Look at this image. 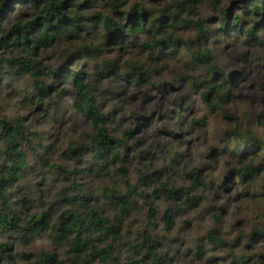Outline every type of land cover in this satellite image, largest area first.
<instances>
[{
	"label": "rangeland",
	"instance_id": "rangeland-1",
	"mask_svg": "<svg viewBox=\"0 0 264 264\" xmlns=\"http://www.w3.org/2000/svg\"><path fill=\"white\" fill-rule=\"evenodd\" d=\"M125 1L131 4L135 0ZM170 1L160 0L158 7ZM219 2L218 9L209 0H202L199 6L195 3L199 12L190 17L193 21L199 16L205 19L203 27L207 32L204 36L196 26H182L174 34L191 43L196 51L211 50L217 67L229 79L230 76L236 78L232 83L234 100L230 105L238 114L240 131L247 133L254 129L264 137V128L257 127L254 119L257 113L264 111V30L260 31L261 17H244L245 27L255 26L257 41L232 28L236 14H242L245 2ZM229 8L231 28L228 34H217L220 17ZM9 9L5 15L7 24L17 19L25 22L37 10L30 0L21 4L14 0L13 7ZM107 9L105 4L99 3L89 11ZM92 38L95 42L102 41L97 30H92ZM144 41L129 48L108 46L104 52L97 53L96 66L84 59L69 62L73 69L97 71L102 68L104 60H116L118 67H123L120 70L126 69L128 62L137 61L152 72V84H134L112 74L92 78L97 105L107 116L109 133L124 138L127 130H133L132 136L126 139L130 149L123 152L125 160L99 172L89 141L95 129L76 107L73 86L60 77H49L46 82L53 83L55 87L50 97L40 100L33 78L4 74L12 69L8 61L20 53L0 50V58L4 59L0 62V121L7 118L13 124L21 122L38 133V137H31L30 144L23 146L31 168L21 180L6 187L11 209L19 216L22 225L37 213H47L53 224L65 211L85 216L91 208L114 221L120 213V206L112 203L106 195L112 192L121 197L128 196L132 202L130 215L124 220L123 238L113 252L106 247L111 238L101 240L94 229L88 253L78 256L68 244L56 239L51 230H42L27 238L1 234L0 244L7 242L12 244V248L10 252L0 249V264H126L131 258L140 259L146 255L148 249L138 247L145 235L160 241L162 253H169L171 257L169 264H233L232 255L227 250H218L207 238V233L215 227L208 203L197 211L187 210L177 217L175 227L167 233L163 217L169 202L155 190L161 183L169 187L190 185L188 173L196 167L213 173L215 180L220 182V174L224 171L220 155L226 139L224 132L236 124L212 114L201 92L188 80L194 66L186 48L164 49L170 52L166 60H151ZM75 46L72 42L59 41L43 55L40 53L43 57L41 67L45 70L60 67L67 60L66 51ZM198 71L196 74L203 79L202 70ZM62 88L65 92L58 95L57 91ZM186 100L191 101V106L179 112L180 107H185ZM199 119H204L206 125L199 124ZM173 131L176 134H172ZM82 145L87 149L82 151ZM45 148H50L49 154ZM73 148L75 151L71 153ZM46 157L51 167L43 162ZM172 160H175L174 164ZM122 165L127 169L125 178L120 170ZM220 191L226 199L233 197L232 185H225ZM1 203L0 199V210ZM150 203L156 208L152 219ZM262 208L264 203L235 204L231 200L228 213L223 215V230L233 236L242 230L249 232L262 219ZM199 248L203 250L202 254H199ZM94 249L101 250L100 254L97 251L92 254ZM106 249L110 252L108 256L103 251ZM245 250L248 253L251 248ZM257 250L264 251V241ZM8 253L12 258L7 257ZM44 253L51 254L56 260H47ZM215 258L219 260L214 261Z\"/></svg>",
	"mask_w": 264,
	"mask_h": 264
},
{
	"label": "trees",
	"instance_id": "trees-1",
	"mask_svg": "<svg viewBox=\"0 0 264 264\" xmlns=\"http://www.w3.org/2000/svg\"><path fill=\"white\" fill-rule=\"evenodd\" d=\"M14 0H0V50H8L11 53H20L14 59L8 61L11 71L4 74H18L30 76L40 95V100L50 97L54 84H48L49 77H60L70 83L76 93V107L89 120L95 133L89 137L90 146L94 154L97 172L103 171L112 164L125 160L130 147L126 139L132 136L133 130H127L124 138H117L109 133L107 128V116L99 109L96 99V88L93 79L112 74L114 77L124 78L134 84L153 83L152 72L143 63L128 62L126 69L118 67L116 60H104L100 70L73 69L69 67L72 60L84 59L95 66L96 56L104 52L108 46L118 49L129 48L145 40L143 44L149 49L148 58L166 60L170 54L167 50L186 48L194 66L188 74V80L192 86L201 92L208 110L212 114H218L226 121H232L236 127L226 130L224 145L220 149L224 171L220 174L221 181L215 180L213 173L204 172L201 168L192 169L188 175L191 184L188 186H171L161 183L156 189L157 195L169 202V207L164 213L165 230L170 233L176 225V218L186 213L187 210L197 211L203 204L210 205L211 219L215 223L208 233L207 238L218 250H227L232 255L233 264H264V251H258V247L264 241V208L260 209L261 220H258L249 232L240 231L237 235H231L223 230L225 218L228 213L231 200L235 204H260L264 203V137L256 130L250 129L247 133H241L238 126V114L232 105L234 93L232 83L234 76L228 78L226 73L219 69L214 62L213 53L209 49L196 51L191 43L179 36L174 31L182 26H196L202 36L207 32L203 27L205 19L196 21L191 19L193 13L199 12L198 4L202 0H171L160 7V0H135L129 3L125 0H30L37 9L32 17L22 22L17 19L12 24H7L5 15L13 7ZM25 0H18L21 4ZM245 7L242 14H236L233 27L239 33H246L252 39L259 41L255 33V26L245 27L244 17L259 19L261 29L264 30V0H242ZM218 9L219 0H209ZM103 3L108 7L106 11H92L89 9ZM195 3L198 5H195ZM156 4L157 6H153ZM231 10L224 11L220 17V25L216 28L217 34H228L230 30ZM92 30H97L102 41L95 42L92 38ZM90 36V37H89ZM61 40L76 44L74 49L67 50V60L60 67H41L45 51L52 48ZM191 42H193L191 40ZM72 58V59H71ZM4 59L0 58V62ZM72 66V65H71ZM202 70L203 79L196 73ZM90 78V79H86ZM93 78V79H92ZM65 92L62 88L58 95ZM185 107H180L179 112L191 106V101H185ZM183 104V105H184ZM183 108V109H182ZM182 113L179 114L181 116ZM257 127L264 128V111L254 117ZM206 125L204 119L197 121ZM172 134H176L173 131ZM31 137H38V133L32 131L29 126L21 122L11 123L7 118L0 121V235L16 234L20 238L34 236L42 230H51V234L58 240L68 244L70 249L80 254L88 253L91 241V233L97 232L101 240L111 238L107 246L111 252L123 238L124 220L130 215L132 202L128 196L121 197L109 192L106 196L112 203L120 206V213L114 221L101 216L94 208L89 209L85 216L71 210L61 213L57 220L51 224L47 213H37L33 218L22 225L17 214L11 209L6 187L21 180L31 168L27 154L23 150L24 144H30ZM136 144V143H134ZM49 154L50 148H45ZM82 151L87 146H81ZM71 149L70 152H74ZM81 153V152H80ZM81 154H78L80 157ZM43 162L51 167L48 157ZM173 164L175 160H172ZM123 177H126L127 169L120 167ZM232 185L233 197H222L221 188ZM132 190L130 189V192ZM230 201V203L228 202ZM150 219L154 218L156 208L150 203ZM188 223V222H187ZM93 227V228H91ZM12 244L2 243V252H10ZM138 247L148 249L146 255L140 259H133L126 264H169V253L163 254V248L159 240L149 235L143 236V241ZM251 248L248 253L245 249ZM244 249V250H243ZM95 249L92 251L94 253ZM99 254L101 250H96ZM95 251V252H96ZM107 256L110 252L106 249ZM199 254L203 250L199 248ZM95 254V253H94ZM47 260H56L49 253H44ZM12 258V254H7ZM262 259V260H259ZM215 260H219L215 258ZM221 261V260H220ZM219 262H217L218 264Z\"/></svg>",
	"mask_w": 264,
	"mask_h": 264
}]
</instances>
